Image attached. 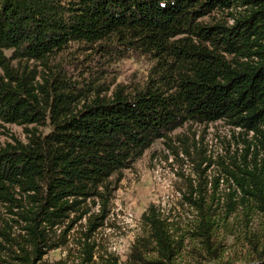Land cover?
<instances>
[{
    "label": "trees",
    "instance_id": "obj_1",
    "mask_svg": "<svg viewBox=\"0 0 264 264\" xmlns=\"http://www.w3.org/2000/svg\"><path fill=\"white\" fill-rule=\"evenodd\" d=\"M71 42L148 57L146 82L133 92L77 84L52 63ZM217 120L246 135L240 162L222 167L240 192L227 200L235 209L249 197L264 213V0H0V121L27 139L0 146V207L10 215L0 213V264H74L69 232L97 203L77 264H117L95 258L89 241L110 213L112 181L185 122ZM203 214L197 228L219 257ZM140 225L123 264H177L182 238L154 204ZM249 254L219 264H264V242Z\"/></svg>",
    "mask_w": 264,
    "mask_h": 264
},
{
    "label": "rangeland",
    "instance_id": "obj_2",
    "mask_svg": "<svg viewBox=\"0 0 264 264\" xmlns=\"http://www.w3.org/2000/svg\"><path fill=\"white\" fill-rule=\"evenodd\" d=\"M212 14L222 18L226 11ZM93 47L71 42L52 63L61 65L71 77L79 79L77 84L103 83L109 91L119 85L126 92L144 85L153 64L148 57L121 51L103 52L97 50V44ZM36 129L46 134L50 126L46 123ZM245 137L239 128L217 120L185 122L166 137L155 140L130 168L123 170L119 182L112 181L116 188L109 203L110 213L89 238L95 244L94 257L100 253L104 258L123 264L135 237L141 233V214L150 204L158 208L162 217L172 224L176 235L182 238L177 264H219L225 260L240 261L250 255L253 245L264 242V213L249 197L248 203L233 208L234 204L227 200L228 193L234 190L230 196L232 201L238 202L240 192L231 180L226 181L222 169L232 161L240 162ZM15 139L27 140L24 127L0 121V146ZM199 189L206 193L200 208L193 203L199 198ZM98 210V203L92 205L91 211L77 220L69 232V260L74 264L80 262L81 243L89 230L88 217ZM4 211L5 208L0 207V213L9 217ZM201 212L212 221L209 230L212 240L221 243L216 251L219 257L214 258L213 246L203 242L206 240L197 228L201 225ZM67 252L68 248L51 250L45 258L50 261L63 258Z\"/></svg>",
    "mask_w": 264,
    "mask_h": 264
}]
</instances>
